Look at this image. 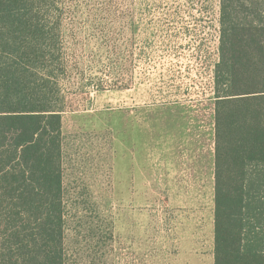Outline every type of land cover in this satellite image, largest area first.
<instances>
[{
	"label": "rangeland",
	"instance_id": "rangeland-1",
	"mask_svg": "<svg viewBox=\"0 0 264 264\" xmlns=\"http://www.w3.org/2000/svg\"><path fill=\"white\" fill-rule=\"evenodd\" d=\"M91 1L47 0L66 264H213L219 0Z\"/></svg>",
	"mask_w": 264,
	"mask_h": 264
},
{
	"label": "trees",
	"instance_id": "trees-1",
	"mask_svg": "<svg viewBox=\"0 0 264 264\" xmlns=\"http://www.w3.org/2000/svg\"><path fill=\"white\" fill-rule=\"evenodd\" d=\"M125 5L90 2L108 16ZM47 7L0 0V264H66L61 13ZM218 22L213 264H264V0H219Z\"/></svg>",
	"mask_w": 264,
	"mask_h": 264
}]
</instances>
